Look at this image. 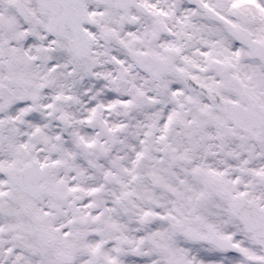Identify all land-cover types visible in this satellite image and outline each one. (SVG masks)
<instances>
[{
	"label": "snow or ice",
	"instance_id": "1",
	"mask_svg": "<svg viewBox=\"0 0 264 264\" xmlns=\"http://www.w3.org/2000/svg\"><path fill=\"white\" fill-rule=\"evenodd\" d=\"M0 264H264V0H0Z\"/></svg>",
	"mask_w": 264,
	"mask_h": 264
}]
</instances>
